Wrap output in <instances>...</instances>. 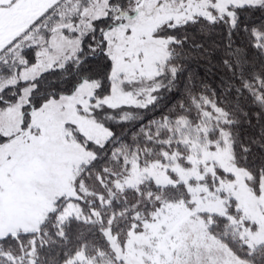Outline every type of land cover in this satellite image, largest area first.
<instances>
[{
	"label": "snow or ice",
	"instance_id": "1",
	"mask_svg": "<svg viewBox=\"0 0 264 264\" xmlns=\"http://www.w3.org/2000/svg\"><path fill=\"white\" fill-rule=\"evenodd\" d=\"M0 264H264V0H0Z\"/></svg>",
	"mask_w": 264,
	"mask_h": 264
},
{
	"label": "trees",
	"instance_id": "2",
	"mask_svg": "<svg viewBox=\"0 0 264 264\" xmlns=\"http://www.w3.org/2000/svg\"><path fill=\"white\" fill-rule=\"evenodd\" d=\"M216 63L217 62L213 60L211 65H215ZM211 65L204 61L199 63L194 62L192 64L191 71L195 75L198 86L200 81H203L204 84L213 87L218 83L216 80L215 69L212 68Z\"/></svg>",
	"mask_w": 264,
	"mask_h": 264
}]
</instances>
